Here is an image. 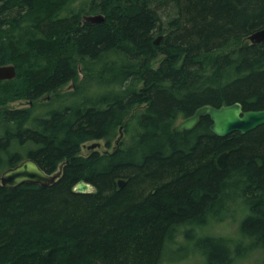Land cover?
<instances>
[{"label":"trees","instance_id":"16d2710c","mask_svg":"<svg viewBox=\"0 0 264 264\" xmlns=\"http://www.w3.org/2000/svg\"><path fill=\"white\" fill-rule=\"evenodd\" d=\"M263 27L264 0H0V65L16 69L0 81V175L62 165L46 187L0 185V264H163L195 236L202 264L264 260V125L218 137L205 116L172 131L204 105L264 109V42L248 40ZM80 73L96 92L37 113ZM120 127L127 142L80 155ZM236 203L237 238L202 234Z\"/></svg>","mask_w":264,"mask_h":264},{"label":"water","instance_id":"95a60500","mask_svg":"<svg viewBox=\"0 0 264 264\" xmlns=\"http://www.w3.org/2000/svg\"><path fill=\"white\" fill-rule=\"evenodd\" d=\"M84 21L96 24L103 21V15H88L84 16ZM161 37H158L154 44L158 45ZM248 40L251 44H261L264 42V27L249 35ZM16 77V69L13 65H0V81L12 80ZM209 117L211 121L210 130L218 137H225L233 132L247 133L259 126L264 125V109L243 111L240 103L234 102L220 107L204 105L195 110V112L179 121L172 129L175 132H188L192 130L199 122L201 117ZM122 127L119 128L120 136L115 141V146L118 145L122 138ZM98 143H93L88 146V149L98 147ZM226 152L221 153L217 158V165L221 169L227 167ZM62 165L58 171L53 174H48L43 171L39 165L32 159H25L18 165L6 169L0 175V185L9 189L16 188L22 184L40 185L42 187L53 184L61 174ZM124 185L123 180H118V187ZM94 188L85 182H79L74 191L76 193H89Z\"/></svg>","mask_w":264,"mask_h":264},{"label":"rangeland","instance_id":"374dc122","mask_svg":"<svg viewBox=\"0 0 264 264\" xmlns=\"http://www.w3.org/2000/svg\"><path fill=\"white\" fill-rule=\"evenodd\" d=\"M161 13H163L162 10L160 14ZM163 16L166 15L163 14ZM158 62L159 60H155L154 62H152L151 64L152 67L156 68ZM96 85L97 84L92 80L87 78L84 79V74L80 73L77 84L69 83L66 86L59 89L55 94H50L48 96H43L42 98H40L36 102L37 104L41 105L39 106L37 113H41L42 111L46 110L48 107L49 108L59 107L57 106L59 101L58 102L56 101L57 99H59L58 97H56L58 95L63 96L61 98L63 100H61L59 103L60 106L75 104L83 97L92 94L93 91L96 92V89H98ZM78 88L81 89V91H79L78 93L79 95L77 97H72L73 94L76 93V90ZM29 105L30 103L26 101H17L12 103L10 106L15 109H20V108H26ZM119 136L120 133L118 132L115 140H113L109 146H106V143L104 141L88 142L82 145L80 155L86 156L92 151H98L100 153L108 152V151L110 152L116 147L115 141ZM121 139L127 142L129 140V137L125 132H123ZM93 143H98L99 146L94 149H88V146ZM245 214H246V210L242 205H240L239 203L233 204L226 214L227 217H225L222 222H218L213 224V226H209L204 231H202V234L224 236L235 239L238 237L240 222L244 218ZM196 238H198V236L197 237L195 236L194 238L191 237V239H183V240L179 239L180 240L179 243H177L175 247L174 246L172 247V250L174 251L168 253L170 258L165 259L163 264H202V257L195 248ZM232 264H264V260L262 254L251 253L248 254L243 259H235L232 262Z\"/></svg>","mask_w":264,"mask_h":264},{"label":"flooded vegetation","instance_id":"af4514ba","mask_svg":"<svg viewBox=\"0 0 264 264\" xmlns=\"http://www.w3.org/2000/svg\"><path fill=\"white\" fill-rule=\"evenodd\" d=\"M28 103H30V102H28Z\"/></svg>","mask_w":264,"mask_h":264},{"label":"bare ground","instance_id":"6f19581e","mask_svg":"<svg viewBox=\"0 0 264 264\" xmlns=\"http://www.w3.org/2000/svg\"><path fill=\"white\" fill-rule=\"evenodd\" d=\"M122 132V131H121Z\"/></svg>","mask_w":264,"mask_h":264}]
</instances>
